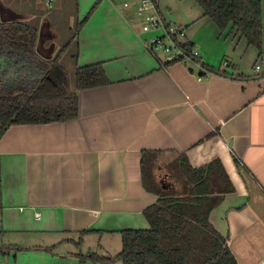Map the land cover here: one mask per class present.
I'll return each mask as SVG.
<instances>
[{
  "label": "crops",
  "instance_id": "0c3cea01",
  "mask_svg": "<svg viewBox=\"0 0 264 264\" xmlns=\"http://www.w3.org/2000/svg\"><path fill=\"white\" fill-rule=\"evenodd\" d=\"M34 1L0 4L6 19L29 23L23 6ZM96 1H76L72 18L82 27L73 64H102L109 84L80 90L73 120L14 124L0 136L6 264H13L11 254L16 264H102L82 254L116 256L121 232L150 229L144 212L158 196L143 184L146 151L185 154L195 168L218 156L236 192L211 212L210 223L238 264H264V0L261 53L202 13L174 23L190 26L188 40L200 49L205 70L161 65L147 48L155 33H144L134 12L112 0L95 7ZM53 27L47 19L38 25L37 51L47 59L58 44Z\"/></svg>",
  "mask_w": 264,
  "mask_h": 264
},
{
  "label": "trees",
  "instance_id": "16d2710c",
  "mask_svg": "<svg viewBox=\"0 0 264 264\" xmlns=\"http://www.w3.org/2000/svg\"><path fill=\"white\" fill-rule=\"evenodd\" d=\"M194 1L202 17L211 18L221 31L230 27L234 37L262 52L263 0ZM81 27L76 24L74 41ZM38 39V26L0 17V136L14 124L73 120L78 116V92L109 84L102 64L96 63L75 65L72 87L70 68L61 63L68 45L47 59L37 51ZM218 136L208 138V152ZM142 174L146 190L158 196L144 212L150 229L121 232L122 249L116 256L89 253L83 259L102 264H238L226 239L210 223L211 212L236 192L218 156L195 168L185 154L146 151Z\"/></svg>",
  "mask_w": 264,
  "mask_h": 264
},
{
  "label": "rangeland",
  "instance_id": "374dc122",
  "mask_svg": "<svg viewBox=\"0 0 264 264\" xmlns=\"http://www.w3.org/2000/svg\"><path fill=\"white\" fill-rule=\"evenodd\" d=\"M77 0H64L62 5L58 7L57 0H54L53 8H48L45 5L44 0H35L31 4L24 5L23 8L30 12V19L28 22L31 25L38 26L40 22L44 19L53 22L54 24V34H58L57 36V45L56 51L54 53V57L63 49L65 45H68L67 49L63 52L61 63L64 66H68L70 68V82L72 87L74 86L75 76H74V62L73 57L76 53V42L73 40L74 35L76 33V22L72 18L76 14V2ZM113 2L122 5L125 0H112ZM4 7L3 4H0V15L2 14L1 8ZM160 7L164 17L173 23H186L187 21L193 20V16H197L199 13H203L201 8L196 4L194 0H160ZM133 20L137 19V16L130 15ZM42 18V20H41ZM196 18V17H194ZM139 19V18H138ZM198 19L195 22L196 25H199ZM70 23V28H69ZM193 24V23H192ZM190 24L192 29L194 30L195 24ZM195 25V26H194ZM190 26L186 27L187 32L190 30ZM58 32V33H57ZM53 34V35H54ZM189 34V32H188ZM239 39L240 38L238 36ZM73 40V41H72ZM244 41V39H243ZM200 50V49H199ZM264 61L260 60V63L263 64ZM1 235V234H0ZM6 239H4L3 243L6 244ZM2 239L0 237V264H6L4 254L2 253ZM83 256H87L86 253L82 254ZM10 262L16 264L17 262L20 263L21 261L14 260V254L10 255Z\"/></svg>",
  "mask_w": 264,
  "mask_h": 264
},
{
  "label": "built area",
  "instance_id": "2783aa9c",
  "mask_svg": "<svg viewBox=\"0 0 264 264\" xmlns=\"http://www.w3.org/2000/svg\"><path fill=\"white\" fill-rule=\"evenodd\" d=\"M44 2L48 8L53 7L54 0ZM123 7L141 19L144 33H155L147 48L151 53L158 55L161 65L193 63L205 70L199 50L188 40L186 28L166 20L160 0H125ZM260 68V65L256 66V69ZM201 78L202 76H199V79ZM35 216L39 217L40 213H35Z\"/></svg>",
  "mask_w": 264,
  "mask_h": 264
},
{
  "label": "water",
  "instance_id": "95a60500",
  "mask_svg": "<svg viewBox=\"0 0 264 264\" xmlns=\"http://www.w3.org/2000/svg\"><path fill=\"white\" fill-rule=\"evenodd\" d=\"M5 11L3 10V8H1L2 14L0 15V17H1L2 21H11V20L6 19L5 14H4ZM13 17H14L13 19H19V18L21 19L22 16H20V15H13Z\"/></svg>",
  "mask_w": 264,
  "mask_h": 264
}]
</instances>
